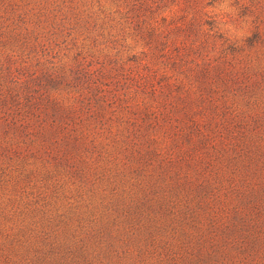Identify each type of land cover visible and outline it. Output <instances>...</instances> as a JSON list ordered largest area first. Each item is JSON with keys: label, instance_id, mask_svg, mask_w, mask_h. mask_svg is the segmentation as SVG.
Returning <instances> with one entry per match:
<instances>
[{"label": "rangeland", "instance_id": "obj_1", "mask_svg": "<svg viewBox=\"0 0 264 264\" xmlns=\"http://www.w3.org/2000/svg\"><path fill=\"white\" fill-rule=\"evenodd\" d=\"M5 98L39 116L0 160V264H264V0H0Z\"/></svg>", "mask_w": 264, "mask_h": 264}, {"label": "trees", "instance_id": "obj_2", "mask_svg": "<svg viewBox=\"0 0 264 264\" xmlns=\"http://www.w3.org/2000/svg\"><path fill=\"white\" fill-rule=\"evenodd\" d=\"M92 65L88 63L87 66H84L82 63H79L77 68L72 69V73L74 75L75 87L78 91L87 88L88 90L95 87L97 92L89 91V95L84 97L83 94L79 95L80 101L84 104V109L86 112L90 113V115L95 117L98 114L99 109L101 107L100 102L105 104L106 106L112 108L111 116L109 120H115L116 123L124 125L125 130L127 132L126 141L127 146H123L124 150L129 152L128 146L130 145H141L142 140L140 139L139 130L135 129L136 125L135 120L131 117L128 118L126 123L121 121V118L124 117V111H130L131 108L129 105L124 104L120 101V97L115 93L112 89H103L102 87L108 86L106 82H104L105 72L102 69L92 70ZM206 73H210V69H205ZM10 74H13L10 72ZM149 75V74H148ZM147 75V76H148ZM141 90L146 92L156 90L155 85L150 82H143L138 85ZM101 88V89H100ZM83 96V97H82ZM35 103V102H34ZM33 103V104H34ZM104 105V107H105ZM21 108V107H19ZM9 109L8 103L5 99L0 100V160L11 159V155L19 156L23 153V149L20 146L21 143H25L26 134H30V121L33 117L38 118V116H32L33 113L30 110L20 109L18 115H13L7 110ZM185 113L187 115H191L193 111V105L190 103H185L184 105ZM126 113V112H125ZM194 123V126L198 127V122L196 119H191ZM129 123V124H128ZM100 124L102 128H106L107 121L101 120ZM133 126V127H132ZM74 130V129H73ZM185 127L183 128V132ZM119 134V133H116ZM123 134V133H122ZM76 143H80L83 141L82 139L76 138ZM26 149V148H25ZM134 155H127V161L130 163V158ZM190 156V157H189ZM182 160H194L197 161L196 168L198 163L203 161L204 157H202L198 152H195L192 155H189L188 152H185L182 156ZM189 157V158H187ZM202 157V158H201ZM141 160V159H138ZM181 160V161H182ZM190 163V162H189ZM160 167H164V165H160ZM170 167L177 169V173L180 176L188 177L189 173L187 171H183L182 164H171Z\"/></svg>", "mask_w": 264, "mask_h": 264}]
</instances>
